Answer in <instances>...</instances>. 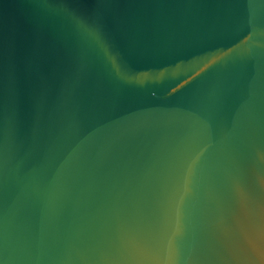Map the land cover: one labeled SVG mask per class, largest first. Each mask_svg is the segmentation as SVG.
I'll use <instances>...</instances> for the list:
<instances>
[{"label":"water","instance_id":"1","mask_svg":"<svg viewBox=\"0 0 264 264\" xmlns=\"http://www.w3.org/2000/svg\"><path fill=\"white\" fill-rule=\"evenodd\" d=\"M0 264H264V0H0Z\"/></svg>","mask_w":264,"mask_h":264}]
</instances>
